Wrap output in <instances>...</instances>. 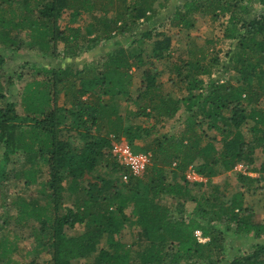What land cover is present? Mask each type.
Listing matches in <instances>:
<instances>
[{
    "label": "trees",
    "instance_id": "16d2710c",
    "mask_svg": "<svg viewBox=\"0 0 264 264\" xmlns=\"http://www.w3.org/2000/svg\"><path fill=\"white\" fill-rule=\"evenodd\" d=\"M168 1L0 0L2 48L18 50L26 33L29 48L54 55L63 44L72 60L84 46L113 43L81 65L35 68L22 111L11 89L16 74L0 81V198L22 179L37 187L18 198L13 218L48 257L27 264H264V221L244 193L213 183L261 156L253 172L262 177L238 179L251 189L264 184V0H182L157 23ZM85 15L91 21L79 25ZM205 17L219 35L192 36ZM120 138L149 157L142 178L113 158ZM189 169L206 182L188 180ZM76 227L85 231L71 234ZM225 234L257 243L226 259ZM19 248L0 241V264H20Z\"/></svg>",
    "mask_w": 264,
    "mask_h": 264
},
{
    "label": "rangeland",
    "instance_id": "374dc122",
    "mask_svg": "<svg viewBox=\"0 0 264 264\" xmlns=\"http://www.w3.org/2000/svg\"><path fill=\"white\" fill-rule=\"evenodd\" d=\"M169 5L167 8L162 10L160 16L156 19V22L158 23L163 18H166L171 15L174 7L176 5H181L182 0H169ZM256 13L259 15L263 14V11L259 8L256 10ZM91 21V18L88 15H85L82 20L80 21L79 25H85ZM153 25V23L146 24L145 28H148L149 26ZM65 26V23L62 24V27ZM218 23L213 22L210 20V18H206L204 20H200L197 24V27L192 30L191 34L192 36H199L202 38L210 37V31H215L217 35H219L218 29ZM26 34V33H25ZM25 34L21 35L19 38L22 39V46L16 50L12 51L7 48H2V45H0V59H4V67L0 66V73H1V82L3 84H6L7 80L15 73L16 77L13 80L14 85L11 87L12 94L15 96V101L18 103V109L22 111V88L25 85V82L31 80L32 75L34 74V69H51V68H58L63 67L65 68L67 65H73L76 63L77 65H81L86 61H92L93 59L99 58L103 53L109 51L112 49L113 43L108 44H101L100 46H97L94 49H88L87 46L83 47L82 55L79 57H76L72 60L65 59L63 57L64 55L62 52L64 51L63 44L58 45V48L54 55L51 54H45L43 52H40V50L37 47L29 48L26 46L27 41H29V37H27ZM119 39H117V42ZM203 41V40H202ZM201 41V42H202ZM203 43V42H202ZM83 45V44H82ZM84 45L85 44L84 42ZM183 47V46H182ZM172 48L174 49V54L181 55L180 51H182L179 47V43L176 41L172 42ZM217 48H222L224 50L229 49L228 43H220L217 45ZM34 65V66H33ZM3 73H2V71ZM2 74L4 75L2 77ZM17 74L23 75V80L21 81L19 78H17ZM9 76V77H8ZM137 80V79H136ZM167 80V78H165ZM63 97L61 96L60 99V105L63 106ZM118 104L122 105L123 109H127L128 107L130 109H134L133 105H127L123 100L119 101ZM128 108V109H129ZM174 123H170L168 127H172ZM116 141V145L118 147H122L127 145L130 150L133 152L131 146L129 145L128 141L125 138H120L118 141ZM146 142L136 141L135 146L142 148L145 146ZM134 153V152H133ZM2 154V153H1ZM0 154V158H1ZM142 154V153H139ZM113 158L116 159L118 162V159L114 156L112 153ZM259 161L252 167H246L239 165L237 166L232 172H221L214 180L213 183L217 186L226 188L228 192L235 193L236 191H240L245 194V203L248 207H250L254 213V218L258 221H264V190L261 189L263 183L259 185H255L253 189L249 188V182H242L239 180L238 176L243 175L246 177H253L258 178L262 177L261 174L258 172H253V169L260 168V162L263 161V158L260 156ZM150 163V162H149ZM119 164V162H118ZM120 165V164H119ZM150 165V164H149ZM148 165V167H149ZM124 170H127L130 172L127 168L120 165ZM13 167L10 166V169ZM147 171V170H146ZM104 173H107V176L111 180H114V177H117V175L111 174V169L108 168V170H103ZM146 174V172H145ZM121 180L118 182L117 187L120 189H123L122 183L125 182V177H123L121 174ZM167 176L169 180H172L170 171H167ZM123 177V178H122ZM143 177V176H142ZM141 177V178H142ZM204 182L206 180L204 179ZM24 180H20V183L15 182L12 185V188L10 190V193L8 197L5 199L0 198V227H2L4 222L10 221L7 227L0 230V241L3 242L5 239H8L11 241V243L17 242V244L20 246V248L15 252L13 259L17 261L20 264H27L29 261V258L32 256H35L39 253V257H41L42 260L48 259L47 255L45 254L44 250H38L37 253H35L34 249V232L32 229L26 227L24 229L19 230L18 226L16 225V220L13 217H16V203L18 202V198L20 196L24 198H29V196L34 197L35 190L37 187H25L23 185ZM257 190L255 191V187H257ZM15 188V189H13ZM13 189V190H12ZM67 203H69L67 199ZM85 231L84 227H76L73 231H71V234H79ZM136 233V231H135ZM19 235L21 238L18 241L13 240L15 237L14 235ZM224 245L226 247L225 252V258L230 259L237 254H246L251 252L252 247L257 243V241H254L249 238H241V237H233L229 234L224 235ZM206 242V240H203ZM104 242V241H103Z\"/></svg>",
    "mask_w": 264,
    "mask_h": 264
},
{
    "label": "built area",
    "instance_id": "2783aa9c",
    "mask_svg": "<svg viewBox=\"0 0 264 264\" xmlns=\"http://www.w3.org/2000/svg\"><path fill=\"white\" fill-rule=\"evenodd\" d=\"M116 144L112 153L118 159L119 164L127 168L133 176L141 178L149 165V157L145 154L133 153L127 145L118 147ZM186 177L192 182H204L203 177L192 169L187 171Z\"/></svg>",
    "mask_w": 264,
    "mask_h": 264
}]
</instances>
